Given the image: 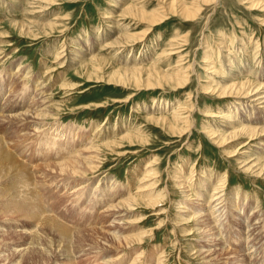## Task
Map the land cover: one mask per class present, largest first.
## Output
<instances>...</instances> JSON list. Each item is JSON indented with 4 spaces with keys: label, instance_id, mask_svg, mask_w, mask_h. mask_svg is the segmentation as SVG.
<instances>
[{
    "label": "rangeland",
    "instance_id": "374dc122",
    "mask_svg": "<svg viewBox=\"0 0 264 264\" xmlns=\"http://www.w3.org/2000/svg\"><path fill=\"white\" fill-rule=\"evenodd\" d=\"M171 2L0 0V162L7 146L27 166L60 164L68 154L54 145L64 137L66 152L74 149L70 138L80 150H97L99 164L84 179L65 180L68 193L84 189L76 200L41 183L26 194L29 184L6 172L9 162L0 165V264H133L137 257L135 264H264V170L245 166L251 160L243 155L259 154L264 163V134L251 140L237 129H264V101L221 94L247 81L252 86L246 89L256 84L264 92V0H178L185 13L181 6L171 12ZM128 7L164 15V22L155 27L126 16ZM128 34L145 38L119 49L114 42L126 43ZM136 69L144 70L141 85L115 82L116 71ZM180 70L187 77L181 88ZM160 72L174 82L163 81ZM27 111H43L42 122L19 116ZM227 134L222 145L216 136ZM217 187L224 190L222 225L194 217ZM154 202L160 207L153 208ZM118 203L123 207L114 212ZM44 210L71 237L64 240L39 222ZM248 218L256 225L253 234ZM104 224L115 225L110 230L133 244L125 248L106 239L99 234ZM210 235L212 251L205 259L200 248Z\"/></svg>",
    "mask_w": 264,
    "mask_h": 264
},
{
    "label": "bare ground",
    "instance_id": "6f19581e",
    "mask_svg": "<svg viewBox=\"0 0 264 264\" xmlns=\"http://www.w3.org/2000/svg\"><path fill=\"white\" fill-rule=\"evenodd\" d=\"M162 1H166V0H162ZM169 1H172L171 2V6L169 5L168 7H169V9L171 10V12H173L172 11V9H175V8H179L180 6H181V9L184 11V13H185V10L186 11H188L187 9H186V6L185 5H183L182 3H180V2H178V0H169ZM197 1V0H196ZM199 2H201V3H216L218 0H198ZM217 4V3H216ZM257 7V6H256ZM164 9V8H163ZM125 11V15L127 16H131V17H134V18H139V19H141V21L142 20H145V23H146V20H150V22L153 24V26H158V25H161V24H163V20H164V15L163 16H161V15H158L157 14V16H155V15H153L152 14V16H150L147 12H144V11H141V10H139V9H133V8H131V7H128V8H126V9H124ZM156 13V12H155ZM162 13H164V12H162ZM176 13V12H175ZM166 15V14H165ZM189 15V14H188ZM194 15H196V14H194ZM194 15H193V17H194ZM107 18V17H106ZM149 18H151V19H149ZM187 18H189V17H187ZM137 21H139V20H137ZM144 23V22H143ZM148 24V23H147ZM137 35V34H136ZM136 35H133V34H128V35H126L127 37H124V38H122V40L124 39V40H126L127 42L126 43H123L122 42V44L120 43L121 41H115L114 43H115V45L116 46H118V44H120L119 45V49H122V48H125L126 46H131L132 44H134V43H140V42H142L143 41V39L142 38H145V37H140V36H136ZM120 38V37H119ZM117 43V44H116ZM115 46V47H116ZM127 48V47H126ZM115 49V48H114ZM117 52V51H116ZM99 57V56H98ZM59 58H61V57H59ZM93 60H102L101 59V57L100 58H92ZM180 71H182L183 72V70H180ZM97 72V71H96ZM182 72L181 73H178L177 75H179V76H177V79L179 80H177V83H176V85H177V87H183L186 83L185 82H187V77H186V75H184L185 74V71L183 72V77H181V75L180 74H182ZM123 73V74H122ZM131 75H133V76H131ZM143 75H144V70L143 69H136V70H133V71H128V70H121V71H116L115 72V74H114V76H116L117 77V79H115L114 78V80H115V82H117L118 84H122V85H125V84H127V80H129V79H131L132 81H134L135 80V83L139 86V85H141V83H142V78H143ZM158 76L163 80V81H166V83H171V82H174V80H175V78L173 77V76H169V75H166L165 73L163 74V73H158ZM112 77H113V75H112ZM125 77V78H124ZM132 77V78H131ZM149 77H151V76H148V86H154V84L152 83H150V80H149ZM153 77V76H152ZM124 78V79H123ZM120 79V80H119ZM134 79V80H133ZM112 80L110 79V82H111ZM129 82H130V80H129ZM159 82V81H158ZM162 82V81H161ZM189 82V81H188ZM113 83V82H112ZM134 83V84H135ZM249 85V86H252V82H249V81H247V82H240V84H239V86L238 87H231V88H226V89H224V90H222V92H221V94L223 95V96H226V95H233L234 93H237V95H245L246 96V98H248V97H251V98H253L254 97V100L253 101H251V102H253V104H255V103H259V102H261L262 100L264 101V92H263V88H261V87H258L259 85H256V84H253V85H255V87L253 88V89H250V90H248V89H246V85ZM157 85H159V86H161V83L159 82V83H157ZM121 86V85H120ZM129 86V85H128ZM158 86V87H159ZM11 88V87H10ZM9 88V89H10ZM246 89V90H245ZM10 93H12V90L10 89ZM221 95V96H222ZM262 101V102H263ZM255 102V103H254ZM263 105H264V102L262 103ZM261 104V105H262ZM31 105V104H30ZM37 105V104H36ZM258 105H260V104H258ZM257 106V105H256ZM258 107V106H257ZM256 107V108H257ZM31 108H33V107H31ZM31 110V109H30ZM32 110H36V111H39V106L37 107V108H33ZM169 111V110H168ZM32 112V111H31ZM31 112H29V111H27V113H20V115L19 116H22L23 118H25V120H27L28 119V117H26V116H29V114H32V116H30L29 118L31 119L30 120V122L31 123H34V124H38L39 122H42V114L41 113H43V111H41V112H36V113H31ZM48 112V111H47ZM248 113V112H247ZM251 113V112H250ZM176 115V114H175ZM45 116V115H44ZM226 116V115H225ZM227 117V116H226ZM174 118L176 119V121L178 122L179 120H181L182 118H178V117H176V116H174ZM183 119H186L187 120V122L189 123V119H188V117H184ZM223 119V118H222ZM230 119V118H229ZM232 120V119H231ZM44 121V120H43ZM158 121H159V118H158ZM184 121V120H183ZM187 122H184V123H187ZM233 122V121H232ZM158 123H161V124H164V125H168V122H167V120L165 119V118H163V119H161V121H159ZM237 123V122H236ZM235 122H233V124H236ZM241 123V122H240ZM238 124H239V122H238ZM249 125V124H248ZM238 126V125H237ZM238 127H240V128H237L238 129V132L239 131H241V132H243V134H244V136H248L251 140L252 139H255V136L256 135H262V134H264V129L263 128H257V127H255V126H243V125H241V126H238ZM47 130V129H46ZM42 132V131H41ZM58 132V131H57ZM67 133V132H66ZM65 133V134H66ZM70 134V133H69ZM214 134H216V132H213V134L212 135H214ZM74 135V134H73ZM128 135V134H127ZM222 135V134H221ZM70 136V135H69ZM126 136V135H125ZM228 136H229V134H227L226 136L224 135V136H219V135H217L216 137H220L221 138V144L222 145H225V144H227L226 143V141L228 140ZM237 135H235V136H233V137H231V138H234L235 139V137H236ZM263 136V135H262ZM50 137V136H49ZM54 137V136H53ZM131 137H132V135H128V136H126L125 137V139L126 138H129V139H131ZM213 137H215V136H213ZM58 138H60V137H58ZM55 139V138H54ZM72 139V138H71ZM239 138H237V140H238ZM63 140H64V137H61L60 138V143L58 144V146L57 145H54V147H56V148H60L59 150L60 151H58V152H61V150H63V152H62V154L66 157V154H68V158L65 160V161H63V162H61L60 164H49V165H44V167H41V166H35V165H32V166H27L28 164H27V162L26 161H24V162H22L21 160H18V158H17V156H15V155H13V153H12V151L11 150H9V149H7V150H5L4 148H7V146H5V147H3V149L1 150L2 152H4L3 153V155H4V157H3V160H2V163L0 162V165H2L5 161L6 162H9L10 163V167H9V169H8V165H7V167H6V172H13L14 174H16L17 176H19V177H21L20 178V184L22 185V186H24L25 185V183L27 182L28 184H29V187H28V191H26V194L30 191V190H34L35 189V187H37L36 185H40V183H41V186H43V184L44 185H47V186H49L50 187V193H52V194H59L60 192H61V197H66L67 199L69 198L70 200H76V197L79 195L78 194V192L80 191L81 192V190L82 189H79V191H76V189L73 191V192H71V193H68V188L70 189V187H68L67 186V184H65L66 183V181L65 180H69V179H75V177H76V181H77V179L78 180H81V179H84V178H86V175L88 174V172H92L93 170H96V168H97V164H98V161H97V163H96V157H97V153H96V151H94V152H91V151H89L90 150V147L88 148V147H85V148H83L84 150H80V147H81V145H79L77 142H75V140L74 141H72V140H70V138L68 139V143H69V147H71V148H74V149H72L71 150V152H66V150H67V145L66 144H63ZM96 141V140H95ZM234 141H236V140H234ZM66 142V141H65ZM82 142V141H81ZM92 143V142H91ZM110 144V143H109ZM115 144V143H114ZM88 145H89V143H88ZM108 144L106 143V146H107ZM110 145H112V144H110ZM50 146V145H49ZM86 146H87V144H86ZM92 146V145H91ZM105 146V145H104ZM247 145H244V146H242V148L241 149H243L244 147H246ZM52 147H53V145H52ZM249 147V146H248ZM247 148V147H246ZM82 149V148H81ZM94 149V148H93ZM49 150V149H48ZM57 150V149H56ZM99 150V149H98ZM74 151H77L76 153H74V154H72ZM245 154H243L244 155V157H246L245 159L248 161V160H251V162H245V166H251V167H256V168H258V167H260L259 169H262V171L264 170V163H263V159L261 158V156L258 154V157L257 158H255V159H251V157L252 156H250L249 157V155H248V153L247 152H244ZM0 156H2V154L0 155ZM96 156V157H95ZM254 156V155H253ZM257 156V152L255 153V157ZM2 158V157H1ZM65 159V158H64ZM245 159H244V161H245ZM1 161V160H0ZM33 160H31V162H32ZM60 162V161H59ZM99 165V164H98ZM58 167H59V171L57 172L56 171V173H54V170H56V169H58ZM17 169H19L20 171L21 170H23L24 169V171H22L21 173H22V175H20V172H18L17 171ZM1 170V169H0ZM248 171V170H247ZM46 172H48L50 175L51 174H53L52 176H50V175H48ZM93 173V172H92ZM149 172H147V174H148ZM3 174V173H2ZM12 174V173H11ZM6 176V175H5ZM24 176H27L26 178L24 177ZM152 177V176H151ZM47 178L48 180H45V179ZM39 179H41L42 180V182H40V181H37V180H39ZM56 180L57 181H60V182H62L61 183V185H56ZM71 181V180H70ZM74 180H72V182H73ZM184 181V180H183ZM181 182L182 184L180 185V187H183V183L184 182ZM188 181V180H187ZM79 182V181H78ZM219 183H220V185H221V187H223V186H225V184H226V180H223V179H221V181H219ZM19 184V183H18ZM71 184V183H70ZM112 184V183H111ZM20 185V186H21ZM90 185V184H89ZM99 185V184H98ZM110 185V184H109ZM83 187H84V185H83ZM86 187V186H85ZM111 187H113V186H111ZM98 188V187H97ZM216 190H214V191H217V190H220L218 193L217 192H215V194H213L212 193V195L213 196H211L210 198H209V201L208 202H206L205 203V201H204V203H203V205H201L197 210H195L194 211V213H195V215H194V217L195 218H202V220H203V218L204 217H211V219H213V220H215V221H213L212 222V224H214V222H217L219 225H222L223 224V218H224V216H223V214L224 213H226L225 211H226V208H225V206H223L224 205V201L225 200H223L224 198H223V192H224V190H221L220 188H215ZM84 190V189H83ZM83 190H82V192H83ZM107 190V189H106ZM113 190V189H112ZM168 190V189H167ZM185 191V190H184ZM32 193H34V191H31ZM30 192V193H31ZM64 192V193H63ZM111 192V191H110ZM187 193V192H186ZM217 193V194H216ZM226 193V192H225ZM108 194V193H107ZM82 195V194H81ZM157 195V194H156ZM130 196V195H129ZM83 197V196H82ZM54 198V197H53ZM207 198V197H206ZM66 199V200H67ZM68 199V200H69ZM59 200V199H58ZM78 200H79V198H78ZM77 200V201H78ZM90 200V199H89ZM130 200V199H129ZM79 201H82V199L80 198V200ZM54 202V201H53ZM68 202V201H67ZM128 202V201H127ZM53 204V203H52ZM79 204H83V202L82 203H79ZM119 205H116V206H114V207H112L111 209H113L114 210V212L115 211H117L116 209H122V203L120 204V203H118ZM153 205H152V207L153 208H157L160 204H158V202L156 203V202H154V203H152ZM215 205V206H214ZM232 205H233V208L235 209H238L239 210V206L237 205H234V202L232 203ZM113 206V205H112ZM132 206V204H129V205H127V208H130ZM150 206V205H149ZM199 206V205H198ZM39 207V206H38ZM111 207V206H110ZM109 206H108V208L107 209H109L110 208ZM125 207V206H124ZM133 207V206H132ZM160 207V206H159ZM184 207V206H183ZM181 208V209H184L185 211H183L182 210V214L183 215H186L187 214V212H189V209H188V207L187 206H185V208ZM41 209H43L42 207H40ZM45 208V207H44ZM259 207L257 206V209H258ZM40 209V210H41ZM111 209H110V211H111ZM199 210H201V212L199 211ZM109 211V212H110ZM119 211V210H118ZM47 212V211H46ZM113 212V213H114ZM48 213V212H47ZM50 213V212H49ZM106 213H107V211H106ZM105 213V214H106ZM118 213V212H117ZM218 213V216H216L215 214H217ZM259 213V212H258ZM41 214H42V216L39 218V222H41V221H43L44 220V222L46 223V224H48V226H50L52 229H53V227H54V230H56V232L58 231V232H61V234H62V236H63V239L64 240H66V239H68L69 237H71V235H72V231L68 228V227H66V226H64V225H62V224H60V223H58L56 220H55V218L53 219L52 217H51V215L49 216H47V214L45 213V210H44V213L41 211ZM107 214H109V213H107ZM116 214V213H115ZM205 214H206V216H205ZM252 215H255V214H252ZM47 216V217H46ZM105 216V215H104ZM112 216V215H111ZM113 216H114V214H113ZM112 216V217H113ZM256 216V215H255ZM252 217V216H251ZM106 218V217H105ZM42 219V220H41ZM107 219V218H106ZM105 219V220H106ZM111 219V218H110ZM114 219H115V217H114ZM113 219V220H114ZM256 219V218H255ZM205 220H206V218H205ZM108 221V220H107ZM207 221H208V219H207ZM211 221V220H210ZM253 221H254V219H252V220H250V218H248V220L246 221V227H247V229H248V232H250L249 231V229L251 228L252 230H251V233L253 232V230H255V228H256V225L255 224H253ZM38 221H37V224L39 223ZM111 222V221H110ZM204 222V221H203ZM42 223V222H41ZM107 223V222H106ZM105 223V224H106ZM113 223V222H112ZM104 224V225H105ZM199 224V223H198ZM52 225V226H51ZM38 226H39V224H38ZM214 226H216V225H214ZM59 227V228H58ZM111 227L112 228H114L115 227V225H113V224H110V225H108V227L105 225V226H101V228L100 229H103L102 230V232H99V234L100 233H103V234H105L106 235V239H110V240H113L114 242H118V243H122V244H124V247L126 248V247H129V246H131V244H133V241L132 240H129V241H127V239L126 238H122V237H119L118 236V232H116V231H114V230H110L111 229ZM210 228V227H209ZM216 228V227H215ZM215 228H213V229H211V231H214V229ZM221 228V227H220ZM208 229V228H207ZM98 231V230H97ZM207 231V230H206ZM217 231V230H216ZM221 231V230H220ZM219 231V232H220ZM27 232V231H26ZM95 232V231H94ZM208 232H209V229H208ZM6 233V232H5ZM4 233V234H5ZM205 233V232H204ZM212 233V232H211ZM210 233V234H211ZM221 233V232H220ZM223 233V232H222ZM33 234V233H32ZM80 234V233H79ZM253 234V233H252ZM78 235V234H77ZM213 235H215L214 233H213ZM213 235H210V237H208L209 239H208V242H206V246H202L201 248H200V252H202L201 254L202 255H204L205 256V259H207L208 258V256L209 255H211L210 253H211V251H212V246L211 245H209L210 243H212L213 242ZM221 235V234H220ZM35 236V235H34ZM113 239H112V238ZM250 237V236H249ZM249 237H247V240H250V238ZM207 238V237H206ZM249 238V239H248ZM81 240V239H80ZM217 240V239H216ZM246 240V241H247ZM252 240V239H251ZM126 241V242H125ZM247 242H249V241H247ZM252 242V241H251ZM250 243V242H249ZM248 243V244H249ZM208 244V245H207ZM216 244V243H215ZM25 249V248H24ZM16 252H18V253H22L21 251H17L16 250ZM214 252V251H213ZM256 253V252H255ZM254 256V255H253ZM0 257H1V255H0ZM6 257V256H5ZM75 257V256H74ZM142 257V256H141ZM144 257V256H143ZM2 258V257H1ZM251 258V257H250ZM3 259V258H2ZM72 259V258H71ZM135 259V258H134ZM252 259V258H251ZM6 260V259H5ZM138 257L133 261V264H135V263H137L138 262ZM248 260V259H247ZM3 261V260H2ZM71 262H72V264H76L77 262H75V261H72L71 260ZM71 262H70V264H71ZM142 262V261H141ZM246 262V261H245ZM249 262V261H248ZM252 262V261H251ZM159 264V263H158Z\"/></svg>",
    "mask_w": 264,
    "mask_h": 264
}]
</instances>
